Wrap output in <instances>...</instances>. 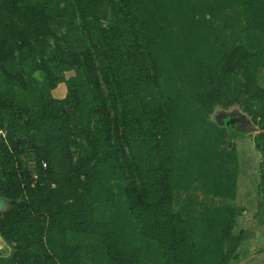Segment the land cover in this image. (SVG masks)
Returning <instances> with one entry per match:
<instances>
[{"label":"trees","instance_id":"obj_1","mask_svg":"<svg viewBox=\"0 0 264 264\" xmlns=\"http://www.w3.org/2000/svg\"><path fill=\"white\" fill-rule=\"evenodd\" d=\"M179 1L0 0V236L13 247L0 264L238 257L235 124L210 116L239 105L261 128L264 191V0H204L219 11L199 17ZM197 23L212 33L208 52ZM175 31L178 62L164 45ZM36 78L38 94L22 100ZM108 178L120 197L97 200ZM192 185L219 204L177 211L175 191Z\"/></svg>","mask_w":264,"mask_h":264},{"label":"rangeland","instance_id":"obj_2","mask_svg":"<svg viewBox=\"0 0 264 264\" xmlns=\"http://www.w3.org/2000/svg\"><path fill=\"white\" fill-rule=\"evenodd\" d=\"M179 4L180 6L178 10L181 15L195 14L197 15V17H199L201 14H208V16H214L215 14H218L219 11L216 6H207L204 0H180ZM223 13L224 12H222L221 14ZM105 23L108 24V21L105 20ZM178 34L179 33L175 31L172 34L171 38L164 43L173 62H178L181 59V53L176 50L175 43V39L177 38ZM196 39L198 42V47L204 52H208L213 48V46H215L212 33L210 30H208V26L205 24L197 23ZM73 74L74 71L67 72L66 77L69 78ZM260 82L262 85H264V68L260 69ZM38 84H40V82L36 78V81L32 82V88L28 91L27 94L20 93V98L25 101H32V98L38 94ZM52 92L53 95L58 98L65 97L68 93L67 82L65 81L60 83ZM210 117L221 126L236 124L238 120H241L247 122L249 125H252L250 127H254L252 131L240 135H235L232 139L230 138V131L228 141L230 142V144L234 143L237 146L240 155L241 173L239 175L238 181V197L235 203L239 205V207L245 206L249 208L251 207L249 205L252 204L250 203V199H256L253 203L256 205L258 201L257 196H260V198L264 199V191L259 186L262 181L261 168L263 166V154L256 148L254 142L256 135L261 133V128L252 120V118L247 113L243 111L242 107H240L239 105H233L228 109H224L219 106L214 110ZM33 156V151L29 152V154L25 155V157L23 156V158L28 161L27 164L31 169H34L36 166L35 159H32ZM94 195L97 200H110L112 198L118 199L120 197V192L116 188V186H114L113 181L108 178V181L104 180L101 186L94 188ZM219 202V197H213L211 195L206 196L197 185H192L189 190L177 189L175 191V209L181 212L187 210L195 216L201 214L204 211L205 207H209L212 209L215 205L219 204ZM261 209H264V203L261 205ZM111 211L112 208L110 206L107 208V213H110ZM253 215V210L249 209L248 212V210L245 211L244 209V211L242 210V212H240L239 216L237 217L234 231L236 233L243 231L244 237L241 245L238 248V251L243 243L246 242L247 239L250 240L256 233L255 227L253 229V223H251ZM258 232L259 231L257 230V233ZM258 235L261 236V234L259 233ZM262 242H264V236L262 237ZM84 243L88 249L90 245L86 239H84ZM0 247V251H2V254L8 255L13 250V247L6 243L4 240H0ZM251 249L253 250V248ZM242 250H245V248H242ZM243 253L246 254V250ZM248 255L250 256V252L247 253V257ZM252 256V258L247 260L242 259L243 261L241 260L239 263L238 260L233 259L231 261V264H264V253L255 255V257L254 255Z\"/></svg>","mask_w":264,"mask_h":264},{"label":"crops","instance_id":"obj_3","mask_svg":"<svg viewBox=\"0 0 264 264\" xmlns=\"http://www.w3.org/2000/svg\"><path fill=\"white\" fill-rule=\"evenodd\" d=\"M240 173H241V170H240ZM261 173H262V169H261ZM257 199L258 201L256 205L253 204L256 199L255 200L250 199V203L252 204H250L249 206L251 207L248 208L244 206L245 211L248 210L249 212V209L254 211V215L252 217L253 219L251 223H253V229L255 227L256 233L250 240L247 239L246 242L243 243V245L240 248L241 250L239 249L238 257L235 258L236 260H238V263L242 259L247 260V259L252 258L253 257L252 255H254L255 257V255H260L264 253V242H262V237L264 236V209L263 210L261 209V205L263 204L264 199L260 198V196H257ZM257 230L259 231L258 233L261 234V236L258 235ZM0 240L2 241L1 236H0ZM242 248H245L246 254L243 253L245 250H242ZM251 248H253V250ZM248 252H250V256L248 255L247 257ZM229 264H231V262Z\"/></svg>","mask_w":264,"mask_h":264},{"label":"water","instance_id":"obj_4","mask_svg":"<svg viewBox=\"0 0 264 264\" xmlns=\"http://www.w3.org/2000/svg\"><path fill=\"white\" fill-rule=\"evenodd\" d=\"M246 122L238 120L234 127L231 128V137H234L235 135H240L243 133H246ZM6 202L4 203L3 208L5 207Z\"/></svg>","mask_w":264,"mask_h":264},{"label":"built area","instance_id":"obj_5","mask_svg":"<svg viewBox=\"0 0 264 264\" xmlns=\"http://www.w3.org/2000/svg\"><path fill=\"white\" fill-rule=\"evenodd\" d=\"M44 165L46 166V163H44ZM34 178H37V174L36 173H34Z\"/></svg>","mask_w":264,"mask_h":264}]
</instances>
